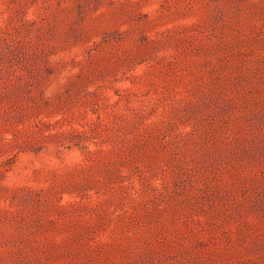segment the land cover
I'll return each instance as SVG.
<instances>
[{
    "label": "rangeland",
    "instance_id": "374dc122",
    "mask_svg": "<svg viewBox=\"0 0 264 264\" xmlns=\"http://www.w3.org/2000/svg\"><path fill=\"white\" fill-rule=\"evenodd\" d=\"M0 264H264V0H0Z\"/></svg>",
    "mask_w": 264,
    "mask_h": 264
}]
</instances>
